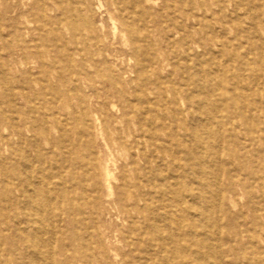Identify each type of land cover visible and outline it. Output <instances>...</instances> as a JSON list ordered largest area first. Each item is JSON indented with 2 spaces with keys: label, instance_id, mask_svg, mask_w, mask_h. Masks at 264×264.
Instances as JSON below:
<instances>
[{
  "label": "rangeland",
  "instance_id": "374dc122",
  "mask_svg": "<svg viewBox=\"0 0 264 264\" xmlns=\"http://www.w3.org/2000/svg\"><path fill=\"white\" fill-rule=\"evenodd\" d=\"M144 3L0 0V264H264V0ZM167 13L186 14L185 32ZM150 53L169 90L210 98L220 124L199 129L204 149L171 94L152 96L162 121L142 144L134 79Z\"/></svg>",
  "mask_w": 264,
  "mask_h": 264
},
{
  "label": "bare ground",
  "instance_id": "6f19581e",
  "mask_svg": "<svg viewBox=\"0 0 264 264\" xmlns=\"http://www.w3.org/2000/svg\"><path fill=\"white\" fill-rule=\"evenodd\" d=\"M19 2V0H16ZM43 1V0H42ZM53 1V0H52ZM82 1V0H81ZM144 1L145 3L144 4H147L148 2H150L151 0H142ZM25 2V1H24ZM29 3V2H28ZM199 3V1H198ZM76 5V4H75ZM200 5V4H199ZM43 6V5H42ZM20 8V7H19ZM117 8V7H116ZM136 9V8H135ZM146 9V8H145ZM144 9V11H145ZM102 10V9H100ZM119 9L117 8V11ZM147 10V9H146ZM101 12V11H100ZM52 13V12H51ZM120 13V11H119ZM110 18L112 19V21L116 22V21H119L121 20V17L117 18V19H113V16H112V13H108ZM116 14V13H115ZM169 14L170 17H172V20H177L176 24H178V28L180 30H182V32H185L184 30V23H181V22H178L179 20L182 19V17H186V14H182L181 16H178V15H174L176 13H167ZM74 15V14H73ZM44 18V17H43ZM255 19V18H254ZM122 21V20H121ZM256 21V20H255ZM150 24H153V28H155L152 32L147 30V39L150 41V45L152 47V49H154L155 51H158L159 54H163L165 52V49L164 47H162L160 44L161 42H166L167 41V36L166 34L163 35V34H158L159 33V25L157 23V21L154 19V18H151V20L149 21ZM232 23V22H231ZM41 25V24H40ZM113 25V24H112ZM224 27V29L226 28L224 25H222ZM255 26V24H254ZM168 27V26H167ZM1 28V27H0ZM256 28V27H255ZM125 29V28H124ZM128 29V27H127ZM233 29V28H232ZM1 30V29H0ZM115 30L118 31V27L115 25ZM126 30V29H125ZM129 30V29H128ZM133 30V29H132ZM144 30V29H143ZM257 30V29H256ZM177 31V30H176ZM126 32V31H125ZM170 32V31H169ZM178 32V31H177ZM157 33V34H156ZM131 34V32H130ZM129 34V35H130ZM179 34V33H178ZM152 35L159 38V39H153L152 38ZM262 35V34H261ZM128 36V35H127ZM264 37V36H263ZM175 38V37H174ZM177 38V37H176ZM129 39V38H128ZM171 39V38H169ZM227 39V38H226ZM173 40V39H172ZM182 40V39H181ZM170 41V40H169ZM210 41H215V40H210ZM171 42H174V41H171ZM206 40L204 39H200L199 40V44H206ZM224 42V46L227 47V42L226 41H223ZM231 42V41H230ZM170 45V44H168ZM135 51V50H134ZM154 51V52H155ZM171 51V50H170ZM171 53V52H170ZM158 54V56H159ZM70 56V55H69ZM137 64H138V71H137V74H136V78L134 79L135 82L139 83V95H138V91L136 92L137 93V97H139V102H140V105H141V110H142V114L140 118H137V123L139 124V126L143 129V132H142V136H140V140L142 141V144L144 146H149L150 148H155V141H156V138H155V135H152L151 132L147 131L146 129H144L146 126H149V123H152L154 122L155 120H158L159 122L162 121V117L158 119H155L153 116H149L151 115L152 113V106L154 105L153 101H152V96L158 100L160 99V97L162 96H166V94H171L172 95V103L175 104L179 110H178V114L180 116V119H181V122H182V125L183 126H188V128L190 129V133H187L184 135V140L187 139H191L193 142H196V144L203 148L207 145V140H205V138L202 136L201 132L199 129H204L206 130V133L208 135L207 138H212V135H211V132L210 130L214 129L215 126H218L220 124V122L216 121V115H214V112H213V109H212V103L209 99H207L205 96V98L195 102V103H192L193 101H191L189 99V101L187 102V99L186 98H183L182 97V90L181 88L179 87H172L170 90L168 89V87L166 86V84L164 83L163 81V78L161 77L160 73H159V69L157 68L158 64H160V58L156 57V54L155 53H150L149 54V57L143 62V61H137ZM173 68V67H172ZM98 71V70H97ZM30 72V71H29ZM132 77V76H131ZM257 78H258V82H259V85L261 86H264V70H262L260 73L257 74ZM134 80H131V81H134ZM168 82V81H167ZM204 82V81H203ZM134 85V84H133ZM155 86L156 87V90L155 92H153L152 90V86ZM166 86V87H165ZM209 86V85H208ZM137 87V86H136ZM7 88V86H6ZM41 88V87H40ZM201 88V92H208V95H209V92L210 90L207 89V87L202 84V86H200ZM188 90V88H186ZM196 90V89H195ZM8 91V89H7ZM219 91V89H218ZM217 91V92H218ZM216 92V93H217ZM211 93V92H210ZM134 94V93H133ZM184 95V94H183ZM126 96V95H125ZM136 96V94H135ZM5 97V96H4ZM211 97V96H210ZM233 99V98H232ZM168 102H170L169 100H167ZM166 101V102H167ZM138 102V104H139ZM7 104L9 105H12V100L11 98L9 97L7 99ZM114 104V103H113ZM129 104V103H128ZM133 105V104H131ZM131 105H128V106H125L123 107V109H121L119 112H120V119H126V117L128 116V111H130L132 109V106ZM138 106V105H136ZM164 106V105H163ZM162 106V107H163ZM167 106V105H166ZM112 107V106H111ZM115 107V106H114ZM169 108V107H168ZM113 109V108H112ZM116 109V108H115ZM140 109V108H139ZM111 110V109H110ZM114 110V109H113ZM140 110V111H141ZM168 110V109H167ZM166 110V111H167ZM170 110V111H169ZM169 112L174 115V111L169 108ZM115 111V110H114ZM113 111V112H114ZM130 113V112H129ZM132 113V112H131ZM141 113V112H140ZM75 114V113H74ZM118 114V112H117ZM133 114V113H132ZM194 114H197L198 117L195 118ZM145 115L147 116L145 118ZM149 117H153V118H148ZM164 116V114H163ZM7 114L2 110L0 111V127H1V123L4 122L5 120L7 121ZM99 117V116H98ZM166 116H164L165 118ZM190 118V120H188L187 118ZM215 117V118H214ZM77 119V118H76ZM100 119V117H99ZM46 119H44L45 121ZM97 120V119H96ZM95 120V121H96ZM104 120V119H103ZM165 120V119H164ZM47 123V121H46ZM99 123V122H98ZM3 124V123H2ZM97 124V123H96ZM17 124H14L13 125V132H11V134H9L8 136H3L1 135V141L5 144V146L7 147H13V141L19 138H21V135L23 133L22 130L25 129L19 126H16ZM87 125V124H86ZM90 125V124H89ZM88 125V126H89ZM230 126L232 128V130L238 135V133H242V128L244 127L245 129L247 128V130H249V127H248V124L244 121H240L238 119H234L233 121L230 122ZM87 127V126H86ZM88 129V128H87ZM88 131V130H87ZM96 131V130H95ZM26 133V132H25ZM220 133V132H219ZM108 135V134H107ZM131 137V136H130ZM129 137V139H130ZM96 138V137H95ZM62 141V140H61ZM140 141V142H141ZM34 142V141H33ZM64 142V141H62ZM97 143V141H96ZM134 143V142H132ZM125 144V143H124ZM79 145V144H78ZM222 146V144H221ZM6 147V148H7ZM198 147V148H199ZM200 152V150L198 151ZM220 152V151H219ZM138 153V152H136ZM231 155V154H229ZM155 162V161H154ZM164 162V161H163ZM201 161L200 160H197V164L198 166L201 164L200 163ZM134 163H136L134 161ZM93 165V164H92ZM135 165V164H134ZM149 165V164H148ZM104 174L105 178H106V186H109V183H108V180L109 177H110V174L108 173V171L102 173ZM31 177V175H30ZM112 178V177H111ZM114 178V177H113ZM123 178V177H122ZM125 178V177H124ZM31 180V179H30ZM105 180V179H104ZM31 182V181H30ZM121 183V182H120ZM51 184V183H50ZM127 184V183H126ZM123 186V184H121ZM128 185V184H127ZM31 186V185H30ZM110 187V186H109ZM127 187V186H126ZM128 189V188H127ZM109 190V189H107ZM110 191V190H109ZM110 193V192H109ZM141 193V192H140ZM224 194L223 190H222V195ZM112 195V194H111ZM221 198V197H220ZM219 198V199H220ZM47 201V200H46ZM41 205V203H40ZM39 205V206H40ZM49 208V207H48ZM33 213V212H32ZM51 214V213H50ZM217 217V216H216ZM40 219V218H39ZM41 220V219H40ZM43 221V220H42ZM165 248H163L164 250ZM1 252V251H0ZM206 256V255H205ZM204 262V260H203ZM214 262V261H213Z\"/></svg>",
  "mask_w": 264,
  "mask_h": 264
}]
</instances>
